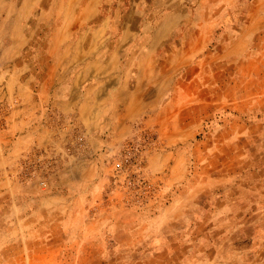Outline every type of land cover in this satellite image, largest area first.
Returning <instances> with one entry per match:
<instances>
[{"label":"crops","instance_id":"obj_1","mask_svg":"<svg viewBox=\"0 0 264 264\" xmlns=\"http://www.w3.org/2000/svg\"><path fill=\"white\" fill-rule=\"evenodd\" d=\"M207 1L195 7L194 0H0V100L8 105L3 118L11 149L0 151V162L19 165L27 157L57 191L101 190L135 124L162 132L186 127L176 128L173 141L191 140L193 127L203 125L192 115L179 119L175 104L179 64L196 57L251 64L250 94L257 81L264 94V0ZM16 98L21 105L12 103ZM235 109L236 127L264 126V101ZM259 171L261 178L244 189L219 186L223 201L216 207L226 222L217 228L227 245L205 251L202 264L215 255L219 264H264ZM28 184L38 186L36 179ZM253 187L254 198H242ZM210 207L202 204L201 223Z\"/></svg>","mask_w":264,"mask_h":264},{"label":"rangeland","instance_id":"obj_2","mask_svg":"<svg viewBox=\"0 0 264 264\" xmlns=\"http://www.w3.org/2000/svg\"><path fill=\"white\" fill-rule=\"evenodd\" d=\"M190 60L179 64L175 104L179 119L192 115L199 118L195 122L205 120L203 125L193 127L191 140L173 141L177 127L187 128L163 127L162 132L159 125L135 124L101 190L70 186L57 191L49 186L47 173L32 171L27 157L19 165L0 162V264H202L209 254L205 251L224 249L226 232L217 228L226 222L216 207L223 201L218 188L244 189L264 169V126L236 127L240 117L235 107L264 101V94L258 81L250 94L251 64L241 68L214 55L208 62ZM256 69L255 76L260 73ZM240 76L245 78L240 81ZM12 103L21 105L17 98ZM7 108L0 100L3 152L11 151L3 118ZM35 179L38 186H29ZM257 190L243 191L242 198L253 199L250 193ZM229 194L235 197L234 190ZM80 203L85 213L77 207ZM203 203L214 209L201 223ZM205 263L219 264L218 256Z\"/></svg>","mask_w":264,"mask_h":264}]
</instances>
